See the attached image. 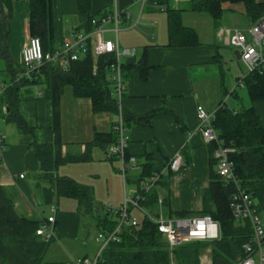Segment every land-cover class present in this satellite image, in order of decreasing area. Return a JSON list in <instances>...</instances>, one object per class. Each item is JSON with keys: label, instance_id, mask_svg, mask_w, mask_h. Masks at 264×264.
<instances>
[{"label": "crops", "instance_id": "crops-1", "mask_svg": "<svg viewBox=\"0 0 264 264\" xmlns=\"http://www.w3.org/2000/svg\"><path fill=\"white\" fill-rule=\"evenodd\" d=\"M257 1L264 5V0ZM53 9V50L60 48L72 32L89 33L94 28L91 20L104 16H111L104 37L118 41L121 48L136 49L133 65H126L128 57L124 58V89L120 102L117 100V113L95 112L92 100L76 96L70 84L54 94L48 75L40 71L35 81L20 93L27 131L8 120V108L0 109V131L7 144L0 155V186L6 188L19 214L36 220L55 216L56 237L48 253L55 250L53 246L62 247L66 257L53 262L74 264L80 258L93 259L100 244L95 237L94 254L78 252V242L88 245L86 231L97 228L91 217L78 212L76 199L60 197L52 204L45 203L42 189L48 181L42 178V163L33 146L56 143V113L60 152L54 151L48 157L58 158L59 154L64 158L87 157L83 161L61 163L56 174L91 186L95 199L100 182L106 179L108 197L118 200L117 206L112 201L109 206L120 208L126 199L138 194L139 187L151 182V172L158 169L163 173V181L156 187L157 201L150 208L171 218L168 215L199 213L203 209L204 191L210 185L212 143H207L199 130L196 107L202 105L214 115L225 102L235 109L253 106L264 125V98L252 101L248 86H237L247 68L240 52L221 41L217 34L221 27L247 34L256 22L248 17L243 3H224L219 19L191 11L190 0H54ZM117 10L118 25L114 17ZM176 13L185 27L196 32L197 43L187 42L185 36L178 34L172 38L170 16ZM29 15L28 2L14 0L9 43L20 73L23 49L31 37ZM117 27L118 32L114 31ZM96 68L95 65L94 71ZM8 79V73L0 72V96ZM119 118L127 128L128 151L137 158V165L131 168L134 171L131 180L122 173L121 159L111 153L112 144L100 140L103 136L98 138V134L115 131ZM177 153L183 156V165L175 172L169 164ZM115 160L116 165L112 163ZM120 176L124 183L122 198ZM139 177L143 181H138ZM127 182L133 187L130 193L126 190ZM136 210L141 211L133 209L131 216ZM143 217L136 219L141 221ZM89 224L90 228L86 227Z\"/></svg>", "mask_w": 264, "mask_h": 264}, {"label": "trees", "instance_id": "trees-1", "mask_svg": "<svg viewBox=\"0 0 264 264\" xmlns=\"http://www.w3.org/2000/svg\"><path fill=\"white\" fill-rule=\"evenodd\" d=\"M26 1L30 12L31 36H37L42 40L45 51L53 50L54 0ZM13 2L14 0H0V60L4 63L3 71L8 73L9 77L0 96V109L1 111L9 109L8 120L15 122L21 130L27 131L25 116L20 108V93L26 85L35 81L34 78L39 71L48 75L54 94L57 95L65 84H70L76 96L88 97L92 100L95 112L117 113L118 99L114 92L115 81L110 67L115 62V56L112 54L103 55L96 60L92 52H89L81 59L71 62L67 68L45 65L36 71L32 79L18 80L21 73L11 55L9 43V21L12 17ZM226 2L243 3L248 17L253 22L264 16V5L257 0H190V10L219 19L223 15V4ZM170 30L172 38L178 34L181 37L185 36L187 42L197 43L196 32L181 23L179 13L170 16ZM145 62L144 58L142 63L145 65ZM95 65L97 68L94 71ZM244 82L248 86L252 101L264 98V72L252 73ZM55 115L56 143L52 146L38 144L33 146L42 163V178L48 181V185L42 189L45 203L52 204L60 197L76 199L78 212L95 221L98 233L113 232L120 223V214L112 212L109 208L105 209L98 203L91 186L56 174L57 167L61 163L83 161L87 157L83 155L64 158L60 154L58 158L48 157V154H53L54 151L60 152L57 113ZM125 117L126 121H129L126 115ZM214 126L224 146L234 149L230 159L234 163L235 175L241 189L250 195L259 214L264 213V125L255 108L251 106L235 109L225 102L214 114ZM98 138L114 144L117 141V133L113 131L105 135L98 134ZM216 148L217 144L213 142L210 185L204 191L203 209L199 213L182 212L168 216L180 218L208 215L219 225L218 239L181 244L180 254L176 247L171 250L168 240L159 231L158 224L147 215V213L159 215L150 208L157 201L156 187L163 181V173L155 169L151 172L150 178L156 174L159 178L152 188L144 192L139 187L138 191V194L143 196L139 203L140 210L144 212L143 219L136 225L130 222L123 223L119 232V242L112 241L105 246L101 251L99 264H200L201 253L206 248H210L212 264H233L244 258L246 256L244 245L253 238L252 223L249 219L239 220L234 216L232 196L237 191V186L234 181L227 182L219 176ZM114 156L119 158L118 155L114 154ZM131 156L127 150L125 161L129 162ZM143 179L139 177L138 181ZM133 209L136 207L130 205V213ZM42 222L43 220L19 214L6 188L0 186V264H11L8 242L22 247L31 264H68L45 260L53 239L46 242L37 235L36 230Z\"/></svg>", "mask_w": 264, "mask_h": 264}, {"label": "built area", "instance_id": "built-area-1", "mask_svg": "<svg viewBox=\"0 0 264 264\" xmlns=\"http://www.w3.org/2000/svg\"><path fill=\"white\" fill-rule=\"evenodd\" d=\"M116 24L120 22V13H114ZM111 21V16L93 18L91 24L93 30L89 33L72 32L65 38L60 48L45 51L42 40L37 36H31L23 49L22 62L23 71L18 80L32 79L36 71L45 65H57L67 68L71 62L81 59L84 55L92 52L97 60L103 55L112 54L115 62L111 64L113 79L115 81L114 92L120 102L124 84L122 80V70L124 68V58L136 55L135 48H121L118 41H113L104 37L106 25ZM118 32V27L114 29ZM218 37L225 44L236 48L240 52L242 61L247 68V74L242 77L237 86L245 84V78L252 73L264 72V16L250 27L247 34L240 30H232L228 27H221ZM199 119V130L207 143L215 142L217 148L215 156L217 158V172L219 176L227 181H234L237 191L232 196V208L234 216L241 219H249L253 227V238L244 245L246 256L233 264H264V222L255 207L250 195L241 189L234 171V163L230 159V154L234 152L231 147H226L220 140L219 134L214 126V115L209 113L202 105L196 107ZM126 126L122 118H119L115 126L117 141L111 145L112 154L118 155L122 161V170L125 175L128 169L137 165V158L131 156L130 161H125V154L128 150L129 137L126 134ZM6 136L0 131V155L6 149ZM183 165V156L177 153L171 160L169 167L173 171H178ZM159 175L151 178L150 183L142 186L144 192L149 191L155 184ZM142 194H137L133 199H126L120 208L109 206V210L120 214V223L113 232H100L96 236V241L100 244V249L93 259H77L74 264H99L101 251L112 241L119 242V232L125 222L133 225L137 224V219L132 217L129 206L140 208ZM56 208L53 207L54 213ZM148 217L158 224L159 231L166 237L171 250L178 245L192 241H212L219 238V225L208 215H194L180 218H166L162 214L158 216L148 214ZM44 241H51L56 237L55 216L50 215L43 220L36 230Z\"/></svg>", "mask_w": 264, "mask_h": 264}, {"label": "rangeland", "instance_id": "rangeland-1", "mask_svg": "<svg viewBox=\"0 0 264 264\" xmlns=\"http://www.w3.org/2000/svg\"><path fill=\"white\" fill-rule=\"evenodd\" d=\"M0 69H2L1 73L4 74L5 72L3 71L4 69V63L0 60ZM2 126V125H1ZM115 163V165L118 163L116 160L112 161V163ZM111 165V163H110ZM133 174L134 171L133 169H128L127 173L125 174V176L127 175L128 179L131 180L133 179ZM124 175V173H123ZM120 197H123V192H124V183H123V177L120 176ZM111 185H113V183L111 182ZM98 197H97V201L104 206L105 209L109 208V202L112 201V203L114 205L117 204L118 200L113 199L111 197H108L107 195V190H106V179H103L100 182V186H98ZM133 187H131L130 182H127L126 184V190L128 191V193L131 192ZM117 206V205H116ZM132 216H136L135 218L141 219L143 217V213L142 211L136 210L133 212ZM260 217L262 219V221L264 222V213L260 214ZM86 227L90 228V224L87 225ZM84 233L86 231L85 227L83 229ZM87 235H86V239H87V246H83L81 244V242H78L79 244V251L81 252V254L83 253H88L89 255L94 254V252L97 249V243L95 242V237L97 236V230L96 229H91L90 232L86 231ZM89 233V236H88ZM8 251H9V261L11 262V264H31L30 259L24 254L22 247L17 246V245H12L11 242H8ZM185 244V243H184ZM55 250H53V252H51V250L49 251V253L47 254V257L45 258L46 261H57L59 260L60 257H66L67 254H65V251L62 247H55ZM178 250V254H180V246L178 245L177 247ZM57 249V250H56ZM65 259V258H64ZM200 264H212L211 263V251L210 248H206L202 251L201 253V263Z\"/></svg>", "mask_w": 264, "mask_h": 264}, {"label": "water", "instance_id": "water-1", "mask_svg": "<svg viewBox=\"0 0 264 264\" xmlns=\"http://www.w3.org/2000/svg\"><path fill=\"white\" fill-rule=\"evenodd\" d=\"M134 62H135V57H128L125 61V64L129 66V65H133Z\"/></svg>", "mask_w": 264, "mask_h": 264}]
</instances>
